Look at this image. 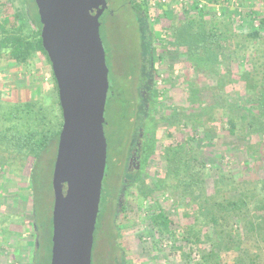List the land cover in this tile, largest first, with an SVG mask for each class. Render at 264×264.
Returning a JSON list of instances; mask_svg holds the SVG:
<instances>
[{"label":"rangeland","instance_id":"1","mask_svg":"<svg viewBox=\"0 0 264 264\" xmlns=\"http://www.w3.org/2000/svg\"><path fill=\"white\" fill-rule=\"evenodd\" d=\"M141 1L135 0V3ZM193 1L150 2L149 21L159 71L158 96L162 103L157 105L161 119L154 134L156 149L149 160L142 161V169L137 172L131 186L127 187L122 208L112 196L118 191L117 187L122 186L121 175L126 166L121 157L118 158L120 141L129 136L121 106L123 96L133 94V85L127 81L124 73L150 38L145 34L144 22L134 13L130 0H107L108 8L101 16L100 35L106 51L109 81L112 86L115 83V96L111 102L108 98L105 111L108 123L105 129L109 137L107 171L110 174H106L103 181L92 251L95 264H118L122 255L126 264H199L198 259L191 261L187 258L190 253L188 244L178 241L175 246L173 239L168 234L159 233L149 220V215L161 207L176 220L172 225L174 231L187 229L194 222V207L184 194L175 193L170 186H167L169 191L163 192L161 180L167 177L168 159L183 160L199 153L206 162L209 193L214 191V180L221 172L237 179L248 175L264 178V137L240 133L233 135L227 130V119L237 114L239 109L232 113L212 106H195L194 94L190 93L193 87L198 84L213 87L216 80L210 75L197 73L185 54L186 48L174 43L173 25L185 22L189 12L190 15L194 14L184 6ZM200 1L206 5L212 17L229 15L234 10L238 30L258 28L264 36V28H260L259 22L260 17H264V0ZM252 9L259 15L249 20L246 12ZM243 83L240 78L234 85V95L242 105L250 99L242 87ZM0 100L3 102L0 103V114L4 111L5 103L12 105L27 100L44 107L48 120H52L56 126L60 127L63 122L52 66L41 51H36L23 65L10 63L0 56ZM197 116L201 129L196 127ZM0 120L2 126L4 120ZM189 138H193L191 143L187 142ZM58 144L59 138L57 143L49 145L37 166L36 173L45 184L53 181ZM250 151H254L256 156L250 155ZM33 165V158L28 154L13 149L0 151V201L4 204L0 209L3 216L0 218V232L3 219L7 220L8 216L22 217L15 225L10 223L11 227H15L10 235L0 233V264H30L32 261L35 246L32 242L38 239L37 229L33 227V198L29 186ZM142 191H148V196L143 197ZM49 201L48 197L47 208Z\"/></svg>","mask_w":264,"mask_h":264},{"label":"trees","instance_id":"2","mask_svg":"<svg viewBox=\"0 0 264 264\" xmlns=\"http://www.w3.org/2000/svg\"><path fill=\"white\" fill-rule=\"evenodd\" d=\"M150 2L142 0L138 4L130 0L134 13L144 22L145 34L150 38L147 43L153 42L149 21ZM184 6L189 8L188 12L194 11V14L190 15L189 12L185 22L173 25L174 43L186 48L185 54L197 73L210 75L216 80L213 87L199 84L193 87L190 93L194 94L195 106H212L232 113L239 109L237 114L227 119L228 132L264 137L262 31L253 27L250 30H238L235 26L238 18L234 10L229 15L212 17L200 0ZM246 14L249 20L259 15L254 9ZM259 22L260 28H264V17H260ZM41 30L42 23L35 0H0V56L10 63L23 65L36 51H41L50 62L42 45ZM53 77L58 93L54 73ZM240 78L244 81L242 87L250 95L248 103L243 105L234 95V85ZM114 84L112 86L110 82L109 85L110 100L115 96ZM0 103L3 102L0 100ZM3 108L0 114V119L4 120L0 126V151L13 149L28 154L34 163L29 186L33 198V227L37 229L38 243L32 242L35 246L30 264H50L54 189L52 181L43 183L36 172L49 145L57 143L63 122L60 127L52 120L50 122L44 107L37 106L34 101L14 102L12 105L5 103ZM198 121L197 116L196 127L201 129ZM104 131L106 135L105 123ZM192 139L189 138L187 142L191 143ZM252 154L256 156L254 151H250ZM200 156L196 153L183 160L168 159L169 171L167 177L161 180L164 193L169 191L170 186L175 193L188 198L189 204L194 207V222L187 229L174 231L172 225L176 220L161 207L149 215V220L159 233L168 234L175 246L178 241L188 244L190 253L187 258L191 261L198 259L199 264H264V178L248 175L237 179L221 172L214 180V191L209 193L206 162ZM148 194V191H142L143 197ZM48 197L50 201L47 208ZM3 207L0 201V209ZM1 215L0 218H3ZM6 218L1 222L0 233L10 235L15 228L11 224L15 225L22 217ZM92 264H95L94 257ZM118 264H126L123 255Z\"/></svg>","mask_w":264,"mask_h":264},{"label":"water","instance_id":"3","mask_svg":"<svg viewBox=\"0 0 264 264\" xmlns=\"http://www.w3.org/2000/svg\"><path fill=\"white\" fill-rule=\"evenodd\" d=\"M35 2L63 113L52 181L50 264H92L107 165L104 123L110 81L100 19L108 3Z\"/></svg>","mask_w":264,"mask_h":264},{"label":"flooded vegetation","instance_id":"4","mask_svg":"<svg viewBox=\"0 0 264 264\" xmlns=\"http://www.w3.org/2000/svg\"><path fill=\"white\" fill-rule=\"evenodd\" d=\"M131 63L132 66H128L125 69L124 75H126L127 81L133 85V94L131 96L129 94L123 96L125 104L121 106L129 136L120 141L118 156V158L121 157L120 160L122 162L126 163V166L121 175L123 177L121 179L122 186L117 187L118 191L112 196V199L118 202L119 208H122V198L127 187L131 186V182L137 177V172L142 169V161L145 159L149 160L151 153L156 149L157 143L154 134L157 132L161 119V114H158L159 107L157 105L158 103H162V101H160L158 96L159 71L154 43H145L144 49L138 53L136 59L133 62L131 61ZM124 91L126 92V90ZM112 100L109 101L111 102ZM107 124L105 120V125ZM108 143L109 137L107 135V161ZM108 173L110 174L107 171L106 165L105 176ZM106 203L108 204L109 202Z\"/></svg>","mask_w":264,"mask_h":264},{"label":"built area","instance_id":"5","mask_svg":"<svg viewBox=\"0 0 264 264\" xmlns=\"http://www.w3.org/2000/svg\"><path fill=\"white\" fill-rule=\"evenodd\" d=\"M165 1V0H164Z\"/></svg>","mask_w":264,"mask_h":264}]
</instances>
